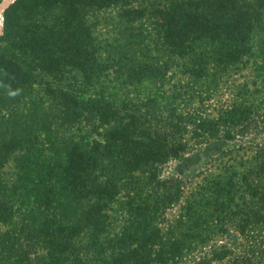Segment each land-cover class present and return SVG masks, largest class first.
<instances>
[{"label": "trees", "instance_id": "trees-1", "mask_svg": "<svg viewBox=\"0 0 264 264\" xmlns=\"http://www.w3.org/2000/svg\"><path fill=\"white\" fill-rule=\"evenodd\" d=\"M2 16L0 264H264V146L239 178L190 169L264 134V0H14Z\"/></svg>", "mask_w": 264, "mask_h": 264}, {"label": "rangeland", "instance_id": "rangeland-1", "mask_svg": "<svg viewBox=\"0 0 264 264\" xmlns=\"http://www.w3.org/2000/svg\"><path fill=\"white\" fill-rule=\"evenodd\" d=\"M14 0H0V35L2 34V27H3V16L2 13L4 11V9L6 7L5 4H10L12 3ZM3 6V8H2ZM116 9H111L109 11L106 12H102L99 13L97 15V18H95V20L97 21V26L95 27V30L99 33H101V35L105 36L107 34V30L109 29L110 25L114 24V20L116 19ZM240 80V77H239ZM226 81V80H225ZM238 81V78H237ZM227 86H229L228 89H230V87L232 88L231 84H225ZM226 89L223 92V98L221 97V99H226L228 100V98H230V92L229 90ZM212 99V98H211ZM219 100V98H217L216 96L213 97V102L215 103V100ZM240 99V98H239ZM251 101L254 100L255 102L259 99V95L257 93L253 94L251 96ZM223 101V100H222ZM259 113H263L264 114V107L258 109ZM245 138L246 142L247 140H249L250 144L248 145V147H245V143H243V139ZM244 145L243 147L239 148V144ZM225 143V142H223ZM260 145L264 146V134L263 133H249L247 135H245V137H239V135L235 136L233 139L228 140L225 144H223L222 146L219 147L220 149H225L227 148V152L220 154V151L218 149V145L216 143L215 147H209L211 149H208L206 154L202 155L201 158H199L198 160L195 161H191L192 165L190 166V169L192 167H197V169H201V170H208L210 172L207 173H211L212 175H215L216 173H221L222 171H228L226 173H229L230 171H234L235 173L237 172V176L239 178V170H242L247 164L248 161H250V155L252 154V152L255 150L256 147H259ZM209 146V145H208ZM253 148H249L252 147ZM200 147V149H204L206 146V144L204 142H201L198 146V148ZM219 155H223L218 157ZM220 161V163H219ZM255 161L253 160V162H251L252 166H255ZM174 162L170 161L168 163H166L163 167V176H166L170 173H172L173 171V167H174ZM239 164H241L242 166L239 167ZM248 166V165H247ZM231 168H235L234 170H230ZM196 169V168H195ZM221 171V172H220ZM196 172H190L189 170H186V174L185 176L182 175V178L185 179L187 182L188 180L193 179L194 181H198L200 179V177H195ZM189 184V183H188ZM239 212V210H238ZM232 217V216H231ZM230 217V218H231ZM229 218V220H230ZM233 223L237 220L239 221V214L237 213V215L235 216V218H231Z\"/></svg>", "mask_w": 264, "mask_h": 264}, {"label": "water", "instance_id": "water-1", "mask_svg": "<svg viewBox=\"0 0 264 264\" xmlns=\"http://www.w3.org/2000/svg\"><path fill=\"white\" fill-rule=\"evenodd\" d=\"M9 4H5V6L4 7H7Z\"/></svg>", "mask_w": 264, "mask_h": 264}, {"label": "bare ground", "instance_id": "bare-ground-1", "mask_svg": "<svg viewBox=\"0 0 264 264\" xmlns=\"http://www.w3.org/2000/svg\"><path fill=\"white\" fill-rule=\"evenodd\" d=\"M2 8H3V6H2Z\"/></svg>", "mask_w": 264, "mask_h": 264}]
</instances>
